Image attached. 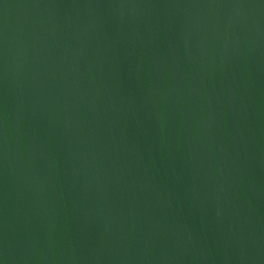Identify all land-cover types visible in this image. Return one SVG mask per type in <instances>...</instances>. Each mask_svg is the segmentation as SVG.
<instances>
[{"label": "water", "instance_id": "obj_1", "mask_svg": "<svg viewBox=\"0 0 264 264\" xmlns=\"http://www.w3.org/2000/svg\"><path fill=\"white\" fill-rule=\"evenodd\" d=\"M0 264H264V0H0Z\"/></svg>", "mask_w": 264, "mask_h": 264}]
</instances>
